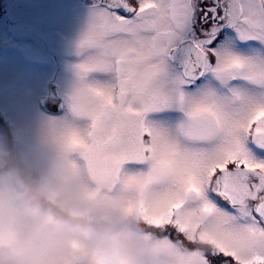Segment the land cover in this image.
Here are the masks:
<instances>
[{
    "label": "snow or ice",
    "instance_id": "snow-or-ice-1",
    "mask_svg": "<svg viewBox=\"0 0 264 264\" xmlns=\"http://www.w3.org/2000/svg\"><path fill=\"white\" fill-rule=\"evenodd\" d=\"M77 54L52 131L89 196L189 246L204 226L201 264H264V0H92Z\"/></svg>",
    "mask_w": 264,
    "mask_h": 264
},
{
    "label": "clouds",
    "instance_id": "clouds-1",
    "mask_svg": "<svg viewBox=\"0 0 264 264\" xmlns=\"http://www.w3.org/2000/svg\"><path fill=\"white\" fill-rule=\"evenodd\" d=\"M89 191L85 169L53 131L35 147L0 134V264H51L71 242L74 264H201L211 247L199 238L204 226L189 246L149 230L126 199ZM170 195L163 188L155 201Z\"/></svg>",
    "mask_w": 264,
    "mask_h": 264
},
{
    "label": "rangeland",
    "instance_id": "rangeland-1",
    "mask_svg": "<svg viewBox=\"0 0 264 264\" xmlns=\"http://www.w3.org/2000/svg\"><path fill=\"white\" fill-rule=\"evenodd\" d=\"M92 0H0V134L35 147L72 113L66 103L76 82L79 39L86 31ZM57 83L66 109L51 115L40 96ZM5 123V125H4ZM12 140V139H9Z\"/></svg>",
    "mask_w": 264,
    "mask_h": 264
},
{
    "label": "water",
    "instance_id": "water-1",
    "mask_svg": "<svg viewBox=\"0 0 264 264\" xmlns=\"http://www.w3.org/2000/svg\"><path fill=\"white\" fill-rule=\"evenodd\" d=\"M61 101L62 99L56 94V86H51V95L45 97L43 100L45 106L51 111H60Z\"/></svg>",
    "mask_w": 264,
    "mask_h": 264
}]
</instances>
